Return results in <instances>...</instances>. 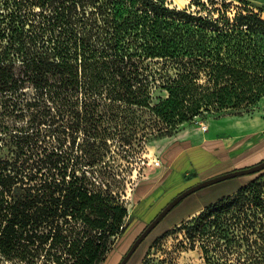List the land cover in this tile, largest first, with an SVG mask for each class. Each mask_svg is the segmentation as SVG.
Wrapping results in <instances>:
<instances>
[{"label": "trees", "instance_id": "obj_1", "mask_svg": "<svg viewBox=\"0 0 264 264\" xmlns=\"http://www.w3.org/2000/svg\"><path fill=\"white\" fill-rule=\"evenodd\" d=\"M229 11L215 0H0V264H101L127 229L122 176L148 144L255 112L264 17ZM258 178L204 208L190 237L227 240L210 221L248 202L264 211L250 192Z\"/></svg>", "mask_w": 264, "mask_h": 264}, {"label": "rangeland", "instance_id": "obj_2", "mask_svg": "<svg viewBox=\"0 0 264 264\" xmlns=\"http://www.w3.org/2000/svg\"><path fill=\"white\" fill-rule=\"evenodd\" d=\"M168 1L178 9L190 4V0ZM215 1L218 7L222 3L229 4L230 17L242 7L264 17V0ZM241 119L250 124L264 119V101L257 105L253 114L184 125L175 136L146 146L131 167V173L123 174V184L117 190L128 211L124 220L127 229L101 264H120L136 238L178 194L205 180L249 168L264 160V131L252 133L241 129ZM214 127L219 131L211 135ZM258 128L264 129V125ZM213 137L218 141L215 144L208 139ZM229 139L236 142L225 147L224 142ZM241 145H244L240 149L243 152L236 150ZM262 174L264 170L230 178L186 197L149 233L127 264H264V251L254 248L256 243L264 244L259 233L264 230V211L255 209L251 201L249 208L237 217H233L235 214L231 211L221 216L222 219L210 221L227 231V240H218L215 236L190 237L204 208L215 205L224 196H229L228 200L235 199L239 187ZM250 192L264 198V175L257 179Z\"/></svg>", "mask_w": 264, "mask_h": 264}, {"label": "water", "instance_id": "obj_3", "mask_svg": "<svg viewBox=\"0 0 264 264\" xmlns=\"http://www.w3.org/2000/svg\"><path fill=\"white\" fill-rule=\"evenodd\" d=\"M264 170V160L259 162L258 164L251 166L249 168L240 169V170H234L225 174H222L220 176H217L215 178H211L209 180H205L203 182H200L194 186H191L190 188L186 189L184 192L177 195L172 201H170L160 212L159 214L146 226V228L143 230V232L136 238L128 252L125 254L123 259L121 260L120 264H126L136 249L140 246V244L144 241V239L149 235V233L167 216L169 212H171L182 200H184L186 197L190 196L194 192L205 188L209 185L216 184L218 182L246 175L251 173H258L260 171Z\"/></svg>", "mask_w": 264, "mask_h": 264}, {"label": "crops", "instance_id": "obj_4", "mask_svg": "<svg viewBox=\"0 0 264 264\" xmlns=\"http://www.w3.org/2000/svg\"><path fill=\"white\" fill-rule=\"evenodd\" d=\"M262 101H264V99H262L259 103H261L262 104ZM242 121H241V124H240V127H243V128H241V129H246V130H250L252 133H255V132H259V131H264V129H261V128H258V129H256L259 125L260 126H262V125H264V119H260V120H258L255 124H250V123H248V121L247 120H245V119H241ZM245 121H247V122H245ZM214 129L215 130H213L214 132H212V133H210L211 135H214V134H216V132L217 131H219V129H218V127L216 128V127H214ZM221 132V131H220ZM250 132V133H251ZM209 139V141L212 143H214V142H218V141H215V137H213V138H208ZM236 141L235 140H226V142H224V146L225 147H228V146H232L233 145V143H235ZM215 144V143H214ZM248 145V144H247ZM246 145V146H247ZM243 147H244V145H241L239 148H237L236 150H239L240 152H243V150H240V149H243ZM239 153V152H238ZM202 208H200V209H198V211L199 210H201ZM198 211H195V212H198ZM194 213V212H193ZM193 213H191V214H193Z\"/></svg>", "mask_w": 264, "mask_h": 264}, {"label": "flooded vegetation", "instance_id": "obj_5", "mask_svg": "<svg viewBox=\"0 0 264 264\" xmlns=\"http://www.w3.org/2000/svg\"><path fill=\"white\" fill-rule=\"evenodd\" d=\"M127 263H128V262H127ZM127 263H126V264H127Z\"/></svg>", "mask_w": 264, "mask_h": 264}]
</instances>
